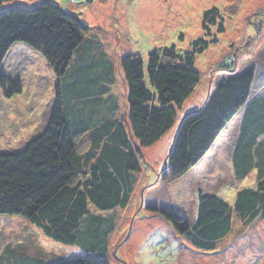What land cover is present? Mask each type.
<instances>
[{
	"label": "trees",
	"instance_id": "obj_1",
	"mask_svg": "<svg viewBox=\"0 0 264 264\" xmlns=\"http://www.w3.org/2000/svg\"><path fill=\"white\" fill-rule=\"evenodd\" d=\"M9 3L17 4L5 7ZM212 27L218 34L225 32L218 8L203 15L208 36ZM89 30L79 16L49 0L33 8L0 0V88L5 97L23 92L22 80L3 72L16 44L41 52L57 78L46 128L22 150L0 154V215L22 217L32 226L29 232L38 234L36 229L57 244L87 251L65 261L8 246L0 264H110L98 255L108 253L115 217L102 213L128 207L142 171V149L153 146L178 122L166 166L156 183L145 188L144 209L204 252L216 250L231 233L233 214L244 225L264 219V141L259 143L264 138V92L256 90L264 73L257 74L254 64L222 62L205 103L179 119L178 112L201 81L196 58L216 44L217 37L198 38L186 51L173 45L155 49L146 58L126 54L120 60L127 84L123 116L112 93L114 63L99 43L88 39ZM240 113L232 159L236 179L257 169L256 187L237 189L233 205L220 194L199 190L190 225L177 211L170 185L203 160ZM82 137L89 142L84 152L78 143Z\"/></svg>",
	"mask_w": 264,
	"mask_h": 264
},
{
	"label": "rangeland",
	"instance_id": "obj_2",
	"mask_svg": "<svg viewBox=\"0 0 264 264\" xmlns=\"http://www.w3.org/2000/svg\"><path fill=\"white\" fill-rule=\"evenodd\" d=\"M17 1L33 8L44 0ZM49 1L79 16L90 27L88 39L99 43L113 61L115 84L112 93L118 98L123 116L127 115V84L120 60L126 54L139 53L146 58L155 49L173 45L179 51H186L198 38L211 40L213 36L217 37L218 42L196 58L201 81L184 103L179 112L181 117L199 109L206 101L222 62L234 60L236 67L254 64L257 74L259 71L263 73L264 0H95L92 4L85 0ZM14 4H5V7ZM212 8H218L224 17L225 32L218 34L217 28L212 27L211 36H208L209 32L203 28V15ZM28 66L36 69L34 72L26 70L25 80L18 76L22 83L25 82L21 94L7 98L0 88V152L22 149L45 129L50 118L56 76L42 57H32ZM19 68L14 62L7 69L14 74ZM241 121L240 113L196 172L170 186L177 211L190 225L195 221L199 190L220 194L233 205L237 188L256 187L257 169L243 180H234L230 157ZM263 141L264 138L259 143ZM78 143L80 152L89 147L86 137L79 139ZM166 147L154 158L142 150V171L138 174V183L127 208L99 212L115 217V231L110 237L106 257H98L107 259L110 264H264V219L244 225L233 214L231 233L216 250L204 252L191 246L159 215L144 209L142 199L146 186L156 183L166 166L169 149ZM28 226L32 227L22 217L0 215V258L8 246L16 252L28 249L33 255L55 256L56 260L65 261L87 252L78 245L57 244L34 228L38 234H33L28 231Z\"/></svg>",
	"mask_w": 264,
	"mask_h": 264
},
{
	"label": "crops",
	"instance_id": "obj_3",
	"mask_svg": "<svg viewBox=\"0 0 264 264\" xmlns=\"http://www.w3.org/2000/svg\"><path fill=\"white\" fill-rule=\"evenodd\" d=\"M34 56H39V57H42L44 59V62L46 65H49L48 61L46 60V58L44 57V55L41 53V52H38V51H35V50H32L30 49L29 47L25 46L24 44H16L14 45L11 50L8 52L5 60H4V63H3V72L8 76V77H18L20 76L22 79L25 80V71L26 70H29L31 72H34L35 71V67H29L28 66V62L29 60L34 57ZM23 58V59H22ZM14 62H17L18 65L20 66L19 68V71L16 72V73H11V71H8V67L11 66ZM6 64H7V68H6ZM22 72V73H21ZM263 73H264V68H263ZM34 75H39L41 78H44V76L42 74H34ZM264 79V77H263ZM262 79V81H260L259 85L257 86L258 88H256L257 92H259V90H261V92L263 91L264 92V80ZM56 82H57V78H56ZM23 86H24V89H25V82L23 81ZM196 91V90H195ZM194 94V93H193ZM191 97V96H190ZM189 97V98H190ZM188 98V99H189ZM188 99L186 101H188ZM55 101V100H54ZM186 103V102H185ZM205 103V102H204ZM203 103V104H204ZM54 105V104H53ZM202 106V105H201ZM200 106V107H201ZM53 108V106H52ZM198 108V107H197ZM179 113V112H178ZM185 115V114H184ZM183 115V116H184ZM182 116V117H183ZM180 115H179V119L182 118ZM48 124V123H47ZM180 122H178L165 136H163L158 142H156L153 146L151 147H148V148H144L142 150H146V152H148L153 158L156 154L160 155L161 152L164 150L165 146L167 145L166 147V150L168 149V154H169V151H170V148L172 147L173 143H174V140H175V136H176V131H177V127L179 126ZM232 125V123L229 124L228 128L218 137V139L215 141L213 147L211 148V150L207 153V155L203 158V160L193 169L191 170L187 175H185L184 177L180 178L179 180L175 181V182H178L180 180H183L185 178H187L188 176H192V172H196V170L198 169V167L200 166V164L207 158L209 157V155L212 154L217 142L225 135V133L229 130L230 126ZM47 126V125H46ZM46 128V127H45ZM240 129H241V124H239V130H238V135H237V140L235 141V146L239 140V137H240ZM43 132V131H42ZM41 132V133H42ZM40 133V134H41ZM168 141V143H166ZM26 146V145H25ZM24 146V147H25ZM235 146H234V150H233V153L230 157V161L232 162V168H233V173H234V180L238 181L236 179V172H235V167H234V164H233V154L235 152ZM23 147V148H24ZM22 148V149H23ZM20 149V150H22ZM20 150H13L14 152L16 151H20ZM165 150V151H166ZM152 151V152H151ZM0 153H6L5 151L4 152H0ZM173 182V183H175ZM172 183V184H173ZM171 184V185H172ZM170 185V186H171ZM237 189H240V188H237ZM236 189V191H237ZM223 197V196H222ZM6 250V248H5ZM5 250L3 251V254L5 252ZM3 254L1 255V257L3 256ZM34 256H37V255H34ZM38 256H41V255H38ZM1 259V258H0Z\"/></svg>",
	"mask_w": 264,
	"mask_h": 264
},
{
	"label": "water",
	"instance_id": "obj_4",
	"mask_svg": "<svg viewBox=\"0 0 264 264\" xmlns=\"http://www.w3.org/2000/svg\"><path fill=\"white\" fill-rule=\"evenodd\" d=\"M0 154H4V153H0Z\"/></svg>",
	"mask_w": 264,
	"mask_h": 264
}]
</instances>
